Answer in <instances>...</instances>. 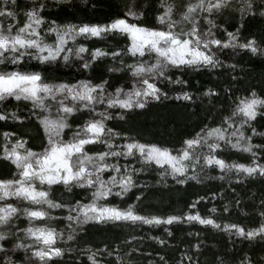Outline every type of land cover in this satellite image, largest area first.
Wrapping results in <instances>:
<instances>
[{
  "label": "snow or ice",
  "instance_id": "obj_1",
  "mask_svg": "<svg viewBox=\"0 0 264 264\" xmlns=\"http://www.w3.org/2000/svg\"><path fill=\"white\" fill-rule=\"evenodd\" d=\"M53 8L55 19L50 18ZM69 8L75 11L79 5L29 0L21 8L17 0H0V121L5 124L0 161L7 165V173L0 174V264H58L66 254H72L73 264H135L136 259L141 264H201L209 252L212 260L204 264H264V255L256 251L264 253V143H253L264 140V86L235 87L245 74L237 50L264 58V0H184L179 10L174 0H124L122 12L103 22H60L59 13ZM228 10L233 22L225 28L217 16ZM109 37L113 43L106 44ZM28 60L37 63L27 66ZM73 66L92 78L69 81L52 75ZM193 73L216 74L223 83L196 90L185 78ZM221 95L230 102L227 107L216 103ZM170 98L185 109L210 106L205 119L211 123L201 122L178 148L144 142L109 126L114 118L129 121ZM9 121L33 123L37 136L8 130ZM37 138L40 143L34 145ZM226 149L248 153V162L226 158ZM152 170L155 184L169 179L177 185L208 179L221 184L218 192L196 196L179 214H143L135 205L149 186L139 174ZM255 180L262 188L254 226L213 215L245 211L243 201L256 197L243 186ZM61 188L71 201L53 198ZM75 189L85 193L83 199H75ZM114 197L134 199L121 207L109 202ZM218 197L222 208L213 205L207 214L196 210L199 201ZM51 210L66 212V228L49 225ZM188 224L226 235L224 249L207 247L200 231L177 241L174 229ZM144 226L163 231L143 238L130 233L125 239L93 238L113 228ZM141 239L152 242L147 254ZM239 242L251 247L227 251L229 243Z\"/></svg>",
  "mask_w": 264,
  "mask_h": 264
},
{
  "label": "trees",
  "instance_id": "obj_2",
  "mask_svg": "<svg viewBox=\"0 0 264 264\" xmlns=\"http://www.w3.org/2000/svg\"><path fill=\"white\" fill-rule=\"evenodd\" d=\"M29 2V0H17V3L23 8L25 3ZM71 3H75L79 5L78 10H73L69 8L67 12L59 13L60 22L71 21L73 23H77L79 21L84 22H103L104 18L107 15L116 12H122L124 0H87L85 4V0H70ZM177 9L179 10L184 0H174ZM233 3H236V0H233ZM19 10V9H18ZM232 10H228L223 13V15L217 16V20L220 23H224L225 28H228V25L233 22V17L230 14ZM52 16L50 18H57V9H51ZM22 15V12H21ZM238 13L236 16L238 17ZM78 19H74L73 17ZM149 20H151V14L149 16ZM6 23V21H5ZM231 30V29H229ZM253 31H258L256 27H253ZM221 31H223L221 29ZM119 39V37H117ZM107 43H113L111 37H109ZM124 41L120 40V44L123 45ZM99 46V45H97ZM236 60L240 64L241 67L244 68L245 74L241 77L243 83L241 85H236L235 87H239L242 91L243 87L248 84H252L256 86L259 90L260 87L264 86V81H262V74H264V58L259 56H250L243 52L237 50ZM106 63L111 62V58L105 61ZM36 61L28 60L27 66H35ZM42 70V69H39ZM239 72V68L237 69ZM52 75H59L64 80L71 81L73 78L82 79L87 78L91 79L92 74L88 73L85 76H81L78 69L73 66L69 69H64L59 73H52ZM118 75V74H117ZM179 75V73H178ZM185 78H190L191 83L195 85V89L198 90L202 85L207 87L210 83L220 82L223 83V77H218L216 74L212 75H197L190 74V76H186ZM122 80H114L113 83H121ZM199 104V102H197ZM219 106L227 107L230 103L225 99L223 95L217 98L216 102ZM16 104L15 101L12 104H9V107H12ZM2 107V105H0ZM209 104L203 103L200 104L199 107L193 108L191 105L188 109H185L178 101L174 99H169L166 101H162L157 105L147 108L144 111H140L138 115H136L133 119L129 121H121L118 118H114L109 121V126L122 130L128 131L131 135L140 138L144 142H152L162 145H168L169 147H179L180 141L187 135L193 134L195 131L199 130V126H202V123H211L209 120L205 119L206 114L209 111ZM20 111L24 112L26 115L28 113V109L23 105H19ZM110 111H119V109H110ZM196 112V115L192 113ZM212 115L217 116V122L219 119L218 113L216 111L211 112ZM70 122L71 118H70ZM76 122H82L79 118H77ZM5 127L4 122L0 121V130ZM7 128L10 131H14L16 133H26L29 136L36 137L37 131L33 123H24L17 124L14 122H7ZM67 131V130H66ZM40 140L37 138L33 141L34 145H39ZM119 143V141H117ZM253 143L261 144L264 143V140L259 138L255 139ZM102 150V149H98ZM248 153L238 152L234 149H226L225 156L231 160H237L240 162L247 163L248 160L246 157ZM133 167H139V164H133ZM7 173V165L0 161V174ZM10 174V173H9ZM215 175V173H212ZM157 178V173L152 170L148 173L139 174L140 180H145L148 182V191L146 196L142 198L140 201L136 202V210L140 211L143 214H154V215H169V214H179L181 211L186 209L187 204H190L195 201L196 196L204 197L208 195L211 191H219L218 185L221 184L219 180L208 179L205 180L202 184H186V185H177L173 183L170 179L167 184H155L154 180ZM139 182V181H138ZM261 182L260 180H255L253 183L246 184L243 186V190L250 191L255 194L256 199L253 200L251 197L243 201V206L245 207V211H240L239 209H232L231 215L229 216L227 213H213L214 216L219 217L223 215V217L231 222L241 223L242 225L254 226L252 224L253 220L258 219V212L260 211V196H261ZM75 199H83L85 193L80 191L79 189H75ZM135 191V190H133ZM231 191V189H228ZM237 191H242V189H237ZM54 199H60L61 202H67L72 200V195L67 194L63 191V189H58L54 195ZM131 199L129 198H120L114 197L109 198V202L118 205L121 207H125L127 203H131ZM213 205H216L218 209L222 208L223 200L219 199H209V200H201L197 204V211H200L201 214H207ZM53 212V218L49 222V225L52 227H56L57 230H61L66 228L67 221L64 219L65 213H62L60 210H51ZM25 218H21L24 220ZM26 224H19L20 227H24ZM163 231L160 226H155L154 228H148V226H144L142 228H132V227H123V228H113L110 231L106 232L104 235L94 234V239L96 241L104 240L105 236L111 238L114 235H120L121 239L126 238V234L130 233L137 238H143L146 234L151 233V235H160ZM200 231L201 236L200 239L205 242L207 247L216 249H224L225 241H227V236L221 237L216 231L207 230L204 226L198 224H188L182 225L181 228L174 229L177 241L190 239L187 236L188 232ZM83 240H87V237H83ZM99 246V244H97ZM77 247H82V244L78 243ZM141 247L142 251L147 254V252L152 247L151 241H144L141 239ZM159 247V246H156ZM251 245L246 244L245 242H239L234 246L229 243L227 251L229 253H233L237 250H244ZM127 251V249H125ZM258 255H264V253H260L259 249L256 250ZM74 257L72 254H66L64 257L58 258V264H73ZM147 259H152V257L148 256ZM212 256L211 253H206L205 256L201 257V264H204L205 261H211ZM75 264H82V261H76ZM135 264H141L139 259L135 260ZM146 264V261H145Z\"/></svg>",
  "mask_w": 264,
  "mask_h": 264
}]
</instances>
